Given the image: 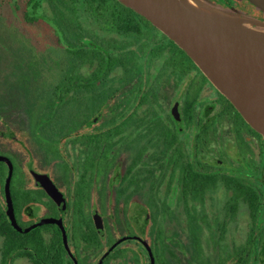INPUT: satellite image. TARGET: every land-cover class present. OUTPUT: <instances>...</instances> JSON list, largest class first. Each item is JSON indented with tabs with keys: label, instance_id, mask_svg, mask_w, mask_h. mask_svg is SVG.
Listing matches in <instances>:
<instances>
[{
	"label": "flooded vegetation",
	"instance_id": "1",
	"mask_svg": "<svg viewBox=\"0 0 264 264\" xmlns=\"http://www.w3.org/2000/svg\"><path fill=\"white\" fill-rule=\"evenodd\" d=\"M17 1L0 156L19 226H37L6 264H264V136L190 56L118 0ZM187 1L264 21V0ZM54 19L71 67L41 90L18 35L51 57Z\"/></svg>",
	"mask_w": 264,
	"mask_h": 264
},
{
	"label": "water",
	"instance_id": "2",
	"mask_svg": "<svg viewBox=\"0 0 264 264\" xmlns=\"http://www.w3.org/2000/svg\"><path fill=\"white\" fill-rule=\"evenodd\" d=\"M175 41L209 80L264 136V21L195 5L187 0H118ZM2 204L12 227L19 226L10 195L11 161ZM52 195L54 191L49 189Z\"/></svg>",
	"mask_w": 264,
	"mask_h": 264
},
{
	"label": "rangeland",
	"instance_id": "3",
	"mask_svg": "<svg viewBox=\"0 0 264 264\" xmlns=\"http://www.w3.org/2000/svg\"><path fill=\"white\" fill-rule=\"evenodd\" d=\"M16 2H18L17 0H0V28L3 26V21L6 22V20H4L3 18H11L12 14L13 16H15L17 14L16 12V7L18 5H16ZM16 12V13H15ZM3 16V18H2ZM18 21V19H17ZM48 24V21H47ZM51 26L55 27V32H56V38L60 39L61 41L57 42V40L55 39V37H53V34H51L49 32L46 33V39L48 40L49 38H51V42L56 40V44H54L53 48L51 47V51L53 52V54L50 57V53H49V46H38V45H31L29 40V37H32L33 34V30L29 29L27 32H30L31 34H27L24 35V37L22 35H18V41L19 43H23V46L26 47L25 51L30 53L33 58V60H31L32 62H36L38 64V68L41 69V76L43 78V83L41 85V90L44 89H48L49 88V83L48 80L49 78H55V75L57 77V80H59L61 78V74L63 71H66L67 68L70 69V65L71 62L69 60L70 57H67L66 61V65H65V61L64 60V48H66L65 44L66 41H64V34H71L72 32L67 33L65 30L64 31H60L59 29L61 28L60 26L62 25V23L59 22V20L54 19V21L52 20L50 22ZM14 27V26H12ZM6 29V28H3ZM2 29V30H3ZM17 27L12 28L11 30L15 31V36L17 35ZM20 34V33H19ZM0 35H1V29H0ZM33 37L31 38L32 41ZM0 40H1V36H0ZM1 43V42H0ZM44 41H42L41 44L44 45ZM47 44V43H46ZM98 50L100 49L99 46L97 48ZM16 56V55H15ZM10 61V60H9ZM18 60L15 58L14 62H17ZM63 61V62H62ZM68 63V66H67ZM56 83V81H55ZM4 169V166H0V170ZM5 201L3 199V197L0 195V205L2 208V204H4ZM3 209V208H2ZM3 242H2V238L0 237V248H2ZM11 257L9 258V260H7V264H30L29 261L27 259H17V260H13L11 261ZM0 264H6L5 261H3V256L1 257V253H0Z\"/></svg>",
	"mask_w": 264,
	"mask_h": 264
},
{
	"label": "trees",
	"instance_id": "4",
	"mask_svg": "<svg viewBox=\"0 0 264 264\" xmlns=\"http://www.w3.org/2000/svg\"><path fill=\"white\" fill-rule=\"evenodd\" d=\"M120 7L121 9L119 10L118 13L127 14V15L135 14L132 10L125 8L121 4ZM123 23H125V21ZM0 237L4 239L1 253L3 256V261H5L6 263V259L12 255V252L17 250V248H19L20 246H22L21 243L25 244L24 243L25 236L20 234L11 226V224L7 220L4 210L1 208V205H0Z\"/></svg>",
	"mask_w": 264,
	"mask_h": 264
}]
</instances>
